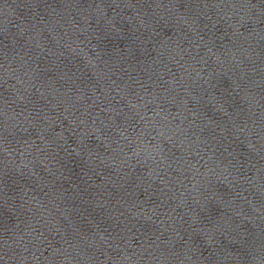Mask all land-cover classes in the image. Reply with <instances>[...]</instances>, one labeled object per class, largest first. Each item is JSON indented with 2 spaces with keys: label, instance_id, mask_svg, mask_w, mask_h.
Masks as SVG:
<instances>
[{
  "label": "water",
  "instance_id": "water-1",
  "mask_svg": "<svg viewBox=\"0 0 264 264\" xmlns=\"http://www.w3.org/2000/svg\"><path fill=\"white\" fill-rule=\"evenodd\" d=\"M0 120L29 264H264V0H0Z\"/></svg>",
  "mask_w": 264,
  "mask_h": 264
}]
</instances>
